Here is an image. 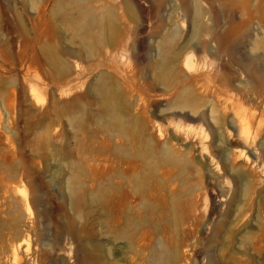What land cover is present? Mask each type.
Instances as JSON below:
<instances>
[{
    "label": "rangeland",
    "instance_id": "obj_1",
    "mask_svg": "<svg viewBox=\"0 0 264 264\" xmlns=\"http://www.w3.org/2000/svg\"><path fill=\"white\" fill-rule=\"evenodd\" d=\"M0 264H264V0H0Z\"/></svg>",
    "mask_w": 264,
    "mask_h": 264
},
{
    "label": "bare ground",
    "instance_id": "obj_2",
    "mask_svg": "<svg viewBox=\"0 0 264 264\" xmlns=\"http://www.w3.org/2000/svg\"><path fill=\"white\" fill-rule=\"evenodd\" d=\"M232 161H237V160H243L245 159V154L244 150L242 149H236L233 151L232 156H231ZM201 163L202 167L204 168L206 178L208 179V183L212 184V180L215 179L214 175L210 172V159H206L205 162H199ZM128 167V166H127ZM129 169V168H128ZM126 170V169H125Z\"/></svg>",
    "mask_w": 264,
    "mask_h": 264
}]
</instances>
